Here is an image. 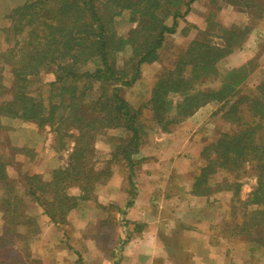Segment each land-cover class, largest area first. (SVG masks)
<instances>
[{
	"label": "trees",
	"instance_id": "trees-1",
	"mask_svg": "<svg viewBox=\"0 0 264 264\" xmlns=\"http://www.w3.org/2000/svg\"><path fill=\"white\" fill-rule=\"evenodd\" d=\"M196 1L35 0L6 17L10 21L8 47L0 54L2 115L33 121L43 133L50 127L58 146L59 141L64 142L60 145L66 149L72 141L74 149L67 166L54 170L48 181L40 175L13 179L8 168L14 160L0 159V264L33 261L31 246L40 234V224L38 216L29 213L30 204L42 209L52 223L63 226L69 215L84 201L92 200L97 187L110 179L111 167L97 169L94 148L107 130L128 133L120 138L108 165L126 163L132 182V158L144 144L147 126L171 131L211 103L220 106L214 116L222 114L233 129L203 151L206 166L196 178L194 193L210 196V180L219 171L230 167L242 170L216 190L233 193L232 198L237 199L238 206L231 204L228 217L232 222L225 234L252 255L264 250V80L251 92L241 90L249 78V62L227 73L218 87L210 86L219 75V62L242 42L245 32L222 28L225 47L210 39L193 41L176 56L173 66L162 72L148 102L133 106L121 95L123 87L139 79L143 65L161 59L166 38L176 33ZM224 1L258 15L260 22L264 19V0ZM125 13L132 28L120 36L116 23ZM121 54L126 55L122 63L118 60ZM7 69L9 85L3 75ZM44 72L55 77L49 104L33 94ZM172 95L181 101L173 104ZM15 149L16 155L34 157L29 148ZM247 163L257 185L243 200L240 193ZM72 188H79L81 194H70Z\"/></svg>",
	"mask_w": 264,
	"mask_h": 264
},
{
	"label": "crops",
	"instance_id": "crops-1",
	"mask_svg": "<svg viewBox=\"0 0 264 264\" xmlns=\"http://www.w3.org/2000/svg\"><path fill=\"white\" fill-rule=\"evenodd\" d=\"M244 14L246 11L224 0L194 2L187 17L180 21L176 33L166 38L161 59L143 65L136 83L122 88V97L133 106L148 102L162 72L170 69L176 56L193 41L210 39L219 47H225L226 40L221 28L237 33L243 31L245 34L242 42L231 47L229 54L219 62V75L215 83L210 84L211 87H218L227 73L243 67L252 59L260 61L264 57V19L251 24V18H245ZM241 19L246 23L245 30L238 26ZM215 28L219 32L212 35ZM261 65L263 67L264 62ZM261 71L263 75L264 70ZM54 81L53 76L40 91L45 104L50 102V84ZM216 110L218 107L215 103L208 104L171 131H161L158 139L143 145L132 158L135 164L133 184L129 181L130 172L124 163L108 165L120 138L128 136V133L124 129L107 130L96 140L94 148L97 169L111 167L110 179L97 187L92 200L84 201L69 215L65 227L52 223L42 209L34 205L39 213L40 234L34 242L33 252L41 254L48 264H70L68 259L74 253L91 254L92 249L98 256H104L102 238L90 235V232L113 214L117 215L118 231L121 228L120 232H123L121 221L128 227L133 226L128 238H124L126 242L117 264L236 263L231 253L241 246L244 249L243 245L236 243L235 251L226 249L223 244L229 238L222 229L221 233L214 231L218 228L215 226L217 217L210 216L215 210L225 208L226 203L217 200L231 193L223 191L215 195L217 200L212 202L209 201L210 196L194 193L196 178L206 166L203 151L227 133L225 129H220L219 124L229 123L222 118V114L214 116ZM211 124H214L215 130L210 135L208 130ZM53 139L50 140V134L43 133L35 122L6 117L0 111V144L29 148L34 154L33 158H28L30 162L19 167L12 166L13 179L21 180L23 175H40L48 181L54 170L67 166L74 143L69 141L65 149L58 146L55 136ZM21 157L25 158L23 155ZM10 168L8 172L11 173ZM70 194L79 196L81 190L72 188ZM121 233H116L117 238L122 237ZM54 244L57 245L52 248ZM60 253H64V256L59 258ZM109 255L112 260L114 251L111 250ZM252 259L250 253L244 261Z\"/></svg>",
	"mask_w": 264,
	"mask_h": 264
},
{
	"label": "rangeland",
	"instance_id": "rangeland-1",
	"mask_svg": "<svg viewBox=\"0 0 264 264\" xmlns=\"http://www.w3.org/2000/svg\"><path fill=\"white\" fill-rule=\"evenodd\" d=\"M32 2L35 0H0V54L3 53L7 47H8V32H7V28L10 25V21L7 20V16L9 14H11L14 10L23 7L27 2ZM216 5V4H215ZM245 18L247 16V18H251V24H255L256 22L259 23L260 20L259 16L257 15H253L251 13H249L248 11H246ZM250 15V16H249ZM128 13H125L122 17L117 19V23H116V30L117 33L120 36H126L128 34V32L130 31V29L132 28V25L130 24L129 20H128ZM248 21V20H247ZM246 22V21H245ZM238 25L241 30H245V24L243 19L238 21ZM237 25V24H236ZM134 27V24H133ZM213 31V34H216L217 32H219L217 30V28H215ZM221 30H223L221 28ZM212 37H217V36H212ZM215 41V40H214ZM128 55V54H127ZM124 56V57H123ZM126 55L121 54L119 56V62H123L125 60ZM124 59V60H123ZM262 62H264V57L261 58V60L259 61L258 59H252V61H250L249 63V67H248V71L250 72L249 74V78L247 79V82L243 85V87L241 88L242 91L244 92H251L255 89V87L257 85H259L262 82V77L264 76V74L262 75V71L264 70V66L262 67ZM3 75L6 77L4 82L6 84H10V74H8V69L6 72V75L3 73ZM53 77V74L48 73V72H44L42 73L41 77H40V82L34 85V89H33V94L34 96H37L38 99H41L43 101L42 95L39 94L42 87L44 86V84L48 83L49 80ZM261 78V79H260ZM97 92V91H96ZM95 96H99V92L96 93ZM170 100H172L173 104H177V102L181 101V98L178 95H172L170 96ZM218 108H220V106L218 104H216ZM219 126L221 127L220 129H225L226 132H229L233 129V125L230 124H226V125H221L219 124ZM150 127L147 126L146 128V136H145V140H144V144H149L150 142H152L153 140L155 141L156 139H158V137H160L159 133H161V130L159 129V127ZM214 124H211V127H209L208 133L211 135L212 131H214L215 129ZM213 129V130H212ZM46 130H48V134H50V140L53 139V136L56 137V134L54 132L51 131L50 127H47ZM261 134L264 135V131H261ZM54 140V139H53ZM59 146L61 147L60 144H64V142H58ZM18 147H12V145L5 143V144H0V159H4V161H11L14 160V166H21L23 163L25 162H30L31 160L28 159V157L25 156L21 157V155H16L14 150ZM16 153H18V149H15ZM24 156V155H23ZM26 158L28 159L26 161ZM12 162V161H11ZM32 163V162H31ZM30 163V165H31ZM126 164V163H125ZM248 164V163H247ZM246 164V171L248 172V174L245 175V178H243L242 182V188H241V193H240V198L243 200H246L248 198V196L250 195L249 192H251L257 185V178L254 175L253 171H252V167H250V165ZM204 165H206V163L204 162ZM232 165V164H231ZM12 171L11 173L9 172V174H11L13 177L15 178L12 174L13 169L12 166L10 168ZM230 170L224 172V171H219L217 173V175H215L214 177L211 178L210 183L212 184V193L210 195L209 201L211 200H217L216 198H214L215 195H218L219 193L222 194V192H216L217 189H219L221 186H223L224 184H228L225 183L226 180L231 179L232 174H234L236 176V174L238 173H242V170H239L237 167L236 169H233V167L229 168ZM234 170V172L232 171ZM232 172V173H231ZM199 176V175H198ZM133 184V181L131 182ZM232 194V195H231ZM229 195L225 194L223 195V197L217 201L221 202V203H226L225 208L222 209H213L215 210L214 213H211L210 216H215L217 217L216 222L217 225L215 224V226H217L219 228L214 230V231H218L221 233L220 229H222L224 232L226 229H229L228 224H230L232 222V219H230L228 217V215L231 213V204L233 206H238V204L236 203L237 199H233V193H231ZM221 197V196H220ZM212 202V201H211ZM224 206V205H223ZM125 210V209H124ZM76 211V210H75ZM122 211L120 213V217L122 216ZM29 213L33 216H37L38 210L36 209V207L34 206V204H30V209H29ZM239 214H242V210L240 209L238 211ZM121 227L123 228V232L120 229L119 231L117 230L118 226V222H117V215H111V218L106 219L105 221L99 223L91 232L90 235H94V236H98L101 237L103 240V245L104 246V252L103 255L104 256H98L96 254V252H94V250H91V254H84L82 253L81 255H76V253L73 254V256L71 258H69V263L70 264H117L119 262L120 259V253H121V249L123 247V245L126 242V239L128 238L129 232L130 230H132L133 226H129L127 224L124 223V221H121ZM219 223V224H218ZM225 223V225H224ZM40 224V223H39ZM227 224V226H226ZM67 224L63 225L64 227ZM233 226H234V222H233ZM3 229V220H2V216L0 215V232H2ZM117 234L122 235L119 236L117 238L116 236ZM126 238V239H124ZM38 239V237H37ZM117 239V240H116ZM36 241V240H35ZM235 242H233L232 240L229 239L225 241V245L223 244V246L226 249H230L232 251H235L237 249L236 243L233 244ZM33 245L34 243H32L31 249H32V257H33V261L29 262V264H48L45 262V260L43 259L41 254L38 253H34L33 252ZM57 244H54L53 247H56ZM111 250L114 251V256L113 259L111 260V256L109 255V253H111ZM82 252V251H81ZM95 253V255H94ZM64 253H60L59 254V258L64 256ZM93 254V255H92ZM250 253L246 252V249H242L241 247L234 252L231 253L232 260L236 261V263L234 264H245V262L247 264H264V250L263 249H259L254 256L253 259L251 261H244L247 256ZM110 257V258H109ZM57 257H55L54 259L56 260ZM116 259V260H115ZM115 260V261H114Z\"/></svg>",
	"mask_w": 264,
	"mask_h": 264
}]
</instances>
